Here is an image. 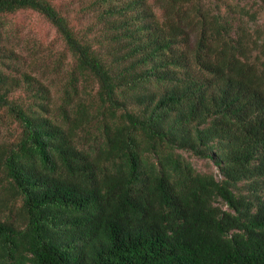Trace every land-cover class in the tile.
Listing matches in <instances>:
<instances>
[{
  "label": "trees",
  "instance_id": "1",
  "mask_svg": "<svg viewBox=\"0 0 264 264\" xmlns=\"http://www.w3.org/2000/svg\"><path fill=\"white\" fill-rule=\"evenodd\" d=\"M79 5L77 28L48 0H0V20L41 14L72 57L53 107L0 45V123L20 130L0 144V264H264L255 13L226 0Z\"/></svg>",
  "mask_w": 264,
  "mask_h": 264
},
{
  "label": "rangeland",
  "instance_id": "2",
  "mask_svg": "<svg viewBox=\"0 0 264 264\" xmlns=\"http://www.w3.org/2000/svg\"><path fill=\"white\" fill-rule=\"evenodd\" d=\"M70 22L73 27L83 26V19L79 13V0H48ZM232 4L244 6L246 10L254 12L255 21H248L249 31L260 29V36H264V6L261 0H226ZM214 2V0H212ZM247 20L246 17H244ZM83 24V25H82ZM3 30H2V28ZM0 31L5 37L0 42L6 50H12L20 58L18 68L40 79L51 91L53 107L59 104L60 88L70 70L71 55L55 28L39 13L26 9L8 14L0 20ZM83 91V85H79ZM14 97H23L21 90L14 93ZM5 115V114H2ZM0 123V144L15 142L19 136L18 125L4 116ZM183 156L193 165L196 171L212 173L217 179L221 175L217 167L208 159H200L187 152ZM222 206V203L219 202Z\"/></svg>",
  "mask_w": 264,
  "mask_h": 264
}]
</instances>
